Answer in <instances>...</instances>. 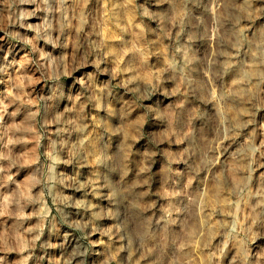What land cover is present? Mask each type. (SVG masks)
Masks as SVG:
<instances>
[{
    "label": "rangeland",
    "instance_id": "374dc122",
    "mask_svg": "<svg viewBox=\"0 0 264 264\" xmlns=\"http://www.w3.org/2000/svg\"><path fill=\"white\" fill-rule=\"evenodd\" d=\"M0 264H264V0H0Z\"/></svg>",
    "mask_w": 264,
    "mask_h": 264
},
{
    "label": "bare ground",
    "instance_id": "6f19581e",
    "mask_svg": "<svg viewBox=\"0 0 264 264\" xmlns=\"http://www.w3.org/2000/svg\"><path fill=\"white\" fill-rule=\"evenodd\" d=\"M213 10V9H212ZM207 35H209V34H207ZM208 38V37H207ZM209 38H210V36H209ZM209 38L208 39H206V40H209Z\"/></svg>",
    "mask_w": 264,
    "mask_h": 264
}]
</instances>
